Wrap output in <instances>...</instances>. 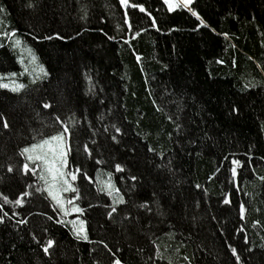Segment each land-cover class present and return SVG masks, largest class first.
<instances>
[{
  "label": "trees",
  "instance_id": "16d2710c",
  "mask_svg": "<svg viewBox=\"0 0 264 264\" xmlns=\"http://www.w3.org/2000/svg\"><path fill=\"white\" fill-rule=\"evenodd\" d=\"M0 6V32L15 30L37 56L33 63L0 35L3 82L25 85L20 92L0 88L9 124L3 129L0 121V193L9 200L32 193L23 205L0 196V215L8 213L0 223V264H112L113 252L126 264H264V0H193L172 11L164 0ZM40 65L49 73L43 79ZM45 101L52 107L43 108ZM57 115L71 133L68 169H82L71 181L79 198L63 196L68 209L78 205L82 213L64 215L46 192H36L40 170L22 171L19 150L62 127ZM109 180L127 201L111 219L113 197L99 191ZM157 197L164 215L152 203ZM145 200L152 212L137 207ZM77 217L86 221L87 241L68 223ZM48 239L55 241L51 256L41 247Z\"/></svg>",
  "mask_w": 264,
  "mask_h": 264
},
{
  "label": "snow or ice",
  "instance_id": "6c2138e0",
  "mask_svg": "<svg viewBox=\"0 0 264 264\" xmlns=\"http://www.w3.org/2000/svg\"><path fill=\"white\" fill-rule=\"evenodd\" d=\"M121 4L127 5L128 0H120ZM192 2V0H182L181 4H175L174 0H164V3L168 5L169 11H172L174 7H185L187 8L188 5ZM29 7H34L31 2L28 5ZM134 7H139L142 11L144 10L143 5H133ZM0 11H6V9H3L2 6H0ZM194 15H198L197 13H193ZM149 15H151L149 13ZM82 19L84 18L83 16L81 17ZM204 21L201 19V24H203ZM153 25H155V19L153 18ZM129 27H131V24L129 23ZM215 31V29H213ZM0 35L8 38L9 40L12 41L11 46L15 49H20L22 52L26 51L29 54L30 60L35 63L37 61V56L35 55L33 49L30 46H25L26 42L22 40L21 37L16 35L15 30L13 31H2L0 32ZM139 35V33H137ZM223 35H227L226 33ZM56 36L60 39H64L63 36H60L59 33H56ZM36 39H40V37H36ZM43 39L51 40L53 39L52 36H45ZM2 46V45H0ZM20 63H24V57H20ZM40 70L42 72V76L40 77L41 79L47 77L49 73L47 72L46 69H44L43 65H40ZM28 71V67L25 66L24 72ZM22 74V73H21ZM7 76L9 78H15L17 77V73L11 72L7 73ZM4 75H0V88L4 89H9L12 92H20L22 89L25 88V85L22 83H18L15 79H11L10 83H5L3 82L4 80ZM89 79H91L89 77ZM35 82V81H34ZM247 87V85H246ZM94 89H90V91H93ZM43 108L49 109L52 107L51 102L45 101L43 102ZM233 111H238V109H233ZM171 119V117H169ZM55 120L59 122L62 127H60L58 130H56L52 134L44 135L43 133H40L39 135L41 138L39 139L38 142H33L30 143L23 148L19 150V155L23 156L25 158V163L22 165V171L24 172L25 175L28 174L29 171L33 175H37V169H39V180L43 182V187L42 188H36V192H46L47 196L50 197L59 207V210L64 213V215H69L71 211L77 212V213H82L84 211L83 208H80L78 205H73L71 209H68L65 207L66 203H71V200L66 201L63 197V193L66 192H73L75 193V197L73 199L79 198V191L77 188L73 186L71 181H75L77 179V174L82 171L80 167H76L74 171L68 169V152L71 149V145L69 143L70 139V131L68 124H66L63 120H61L60 116L57 115L55 117ZM0 121H2V128L3 129H8L9 124L7 121V118L3 116V113H0ZM74 126V125H73ZM113 128H115V131L117 133L121 132V129L116 126L112 125ZM177 129H179L181 126L177 125ZM35 139V138H34ZM112 140L116 141L119 143L118 139L116 136L111 137ZM95 143V141H93ZM85 152L89 156L92 154V150L88 147L87 144L84 146ZM151 151H154L153 149H150ZM161 156H163V153H160ZM99 162V161H98ZM233 165H240L241 161L239 160H233L232 161ZM115 169L118 172H123L124 167L121 164H116ZM8 172L13 171V166L9 164L7 166ZM231 172L233 176L235 177L237 175L236 168L233 167L231 169ZM84 177L91 180V177H88L87 173H83ZM112 173L109 172L108 176L111 177ZM131 180L136 181L138 178L136 176H131ZM259 179L261 181H264V176H260ZM29 188L32 187L31 184L28 185ZM197 188L200 187V185H196ZM135 188V185H132V189ZM99 191H106L109 196L113 197V201L111 205H108L110 207V211L107 212V216L111 219L113 218V214L117 213L118 210V205L121 204H126L127 201L124 198V194L120 192V189L115 187L111 181L105 182V186L101 187ZM32 193L30 192H23L20 194V198L16 200H9V197L7 195H4L3 193H0V196L3 197L4 203H14L17 205H23L24 196H29ZM153 197H156V193L153 192L152 194ZM152 203H155L157 205V212L159 215H164L163 211H160V204H159V199L158 197L152 201ZM225 203H230V200H225ZM91 207V205H89ZM3 205H0V208H2ZM137 207L145 209L147 212H152L153 209L150 207V202L148 200H145L143 203H140L137 205ZM239 211L241 218L244 217L246 208L243 203L240 204L239 206ZM8 215V213H4L3 215H0V223L4 222L5 217ZM125 219L132 218L131 213H124ZM138 220L137 218H134ZM62 222V221H58ZM18 223L20 224H26L27 220H19ZM72 225L73 233L78 239H83L85 241L89 240V236L87 233V229L85 227L86 221L79 219L77 217L74 220L69 221ZM256 223H259L257 221ZM245 240L247 241V237H245ZM55 241L52 239H48L46 243L41 244V247L43 248V252L51 256V253L49 249L54 245ZM101 244H104V241H100ZM105 247L107 248L108 246L105 244ZM231 247V246H230ZM109 252H112L111 248H108ZM231 251L233 255L235 256V259L237 261H240V256L237 254V250L234 247H231ZM113 257H116L113 261L112 264H126V262H122V260L116 256V253H112ZM161 259L163 257H160Z\"/></svg>",
  "mask_w": 264,
  "mask_h": 264
},
{
  "label": "rangeland",
  "instance_id": "374dc122",
  "mask_svg": "<svg viewBox=\"0 0 264 264\" xmlns=\"http://www.w3.org/2000/svg\"><path fill=\"white\" fill-rule=\"evenodd\" d=\"M192 1H193V0H192ZM174 3H175V4H181V3H182V0H174ZM190 4H191V3H190ZM190 4H189V5H190ZM189 5H188V6H189ZM174 8H176V7H174ZM174 8H173V9H174ZM67 160H68V157H67ZM63 195H64V193H63ZM63 197H64V196H63ZM64 199H65V198H64ZM65 200H66V199H65ZM57 206H58V205H57ZM65 207L67 208V203H66Z\"/></svg>",
  "mask_w": 264,
  "mask_h": 264
}]
</instances>
